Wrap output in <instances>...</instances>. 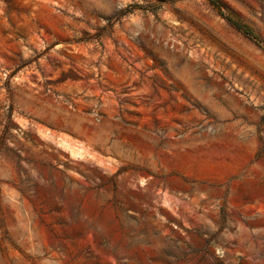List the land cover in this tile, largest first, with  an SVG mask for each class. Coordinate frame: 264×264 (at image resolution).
Returning a JSON list of instances; mask_svg holds the SVG:
<instances>
[{"label":"rangeland","instance_id":"374dc122","mask_svg":"<svg viewBox=\"0 0 264 264\" xmlns=\"http://www.w3.org/2000/svg\"><path fill=\"white\" fill-rule=\"evenodd\" d=\"M0 264H264V0H0Z\"/></svg>","mask_w":264,"mask_h":264},{"label":"trees","instance_id":"16d2710c","mask_svg":"<svg viewBox=\"0 0 264 264\" xmlns=\"http://www.w3.org/2000/svg\"><path fill=\"white\" fill-rule=\"evenodd\" d=\"M229 22H230L235 28L241 30V31L244 32L246 35H250V36H251L250 31H249L246 27H244V26H242L241 24H239V23H237V22H235V21H232V20H229Z\"/></svg>","mask_w":264,"mask_h":264}]
</instances>
